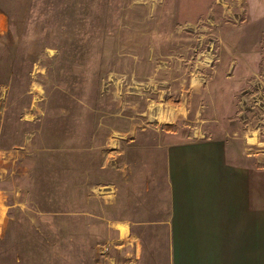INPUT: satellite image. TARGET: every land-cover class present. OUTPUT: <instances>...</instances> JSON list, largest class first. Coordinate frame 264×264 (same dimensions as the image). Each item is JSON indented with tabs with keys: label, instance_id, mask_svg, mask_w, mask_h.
<instances>
[{
	"label": "rangeland",
	"instance_id": "obj_1",
	"mask_svg": "<svg viewBox=\"0 0 264 264\" xmlns=\"http://www.w3.org/2000/svg\"><path fill=\"white\" fill-rule=\"evenodd\" d=\"M167 130L264 155V0H0V264H117Z\"/></svg>",
	"mask_w": 264,
	"mask_h": 264
},
{
	"label": "crops",
	"instance_id": "obj_2",
	"mask_svg": "<svg viewBox=\"0 0 264 264\" xmlns=\"http://www.w3.org/2000/svg\"><path fill=\"white\" fill-rule=\"evenodd\" d=\"M158 138L156 151L118 153L132 162L128 174L117 165L112 223L132 249L117 264H264L261 149L220 137L175 140L169 130Z\"/></svg>",
	"mask_w": 264,
	"mask_h": 264
}]
</instances>
